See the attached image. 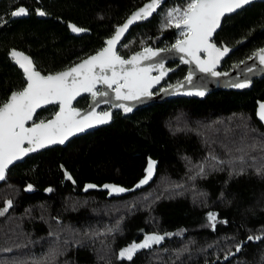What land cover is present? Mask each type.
<instances>
[{"label": "trees", "instance_id": "trees-1", "mask_svg": "<svg viewBox=\"0 0 264 264\" xmlns=\"http://www.w3.org/2000/svg\"><path fill=\"white\" fill-rule=\"evenodd\" d=\"M145 1L39 0L44 16L32 11L3 24L0 102L25 83L9 49L24 51L43 74L60 71L99 50ZM185 3L166 0L149 20L131 27L119 55L174 44L180 29L164 27V12ZM10 5L14 0H0V22L8 19ZM68 23L86 33L69 34ZM213 42L236 46L222 61L227 70L263 47L264 1L223 17ZM257 100L264 101V75L243 91L165 99L126 116L113 111L109 124L14 164L0 182V210L7 208L0 215V264H264V173L256 172L264 165V126L255 116ZM55 111L41 109L35 121ZM149 160L153 175L137 187ZM146 235L164 239L131 259L118 257L122 247Z\"/></svg>", "mask_w": 264, "mask_h": 264}, {"label": "snow or ice", "instance_id": "snow-or-ice-1", "mask_svg": "<svg viewBox=\"0 0 264 264\" xmlns=\"http://www.w3.org/2000/svg\"><path fill=\"white\" fill-rule=\"evenodd\" d=\"M162 2L163 0H151L150 3L136 11L122 26L116 28L114 36L106 40V47L65 71L42 75L36 70L29 56L16 50L10 53L25 74L26 85L22 90L13 91L6 101L0 102V180L5 178L9 165L29 152L49 144H63L75 132L84 131L86 128L106 123L111 119L110 112L104 111L102 114H97L94 107L93 110L83 114L74 108L73 101L81 93H89L93 98H103L109 96L107 89H111L115 93V99L119 101L137 100L142 96L151 95L150 89L154 84L159 83L166 72L162 59L158 63H151L147 66H144L143 62L159 57L161 51L175 50L183 54L181 59H184L185 63L194 64L200 72L211 73L212 76L221 75L215 69L229 49L226 46L217 47L211 41L212 35L220 27L221 18L226 13L234 12L248 4L250 0H186L183 8L177 7L166 13L167 23L164 27L180 29L182 37L172 45L171 49L145 48L143 52L132 55L130 59L122 58L117 51V44L124 33L134 21L149 17ZM37 13L40 16L45 15L39 9ZM25 14L26 9L23 7L11 13L15 17ZM70 28L74 33L86 31L76 25H70ZM121 47H126V45H121ZM202 53L204 58L201 56ZM254 58H258L260 63L264 64V49L256 52ZM154 70H159V75L153 76L151 73ZM187 79L191 82V74ZM98 85L103 87L98 88ZM246 86L245 83L236 85L240 88ZM196 94L203 96L204 92L200 91ZM53 104L59 107L53 119L47 123L40 120L31 126H26L29 121H33L37 109ZM115 107L123 109L124 112L132 111V108L124 103L115 105ZM259 116L261 120H264V104L260 105ZM25 144L28 147H25ZM251 147L255 149L256 145ZM260 147L264 151V144ZM238 151H243V149H238ZM211 159L216 160L217 158L213 156ZM238 159L241 162L244 161L243 156ZM154 166L155 162L149 160L146 177L139 182L137 187L148 183L153 175ZM197 167L200 169L197 174L203 173V165ZM243 171L242 168L238 174H242ZM256 172L257 174L264 173V165L256 168ZM68 179H72L70 175ZM28 187L30 189L31 185ZM87 187L92 188L95 185ZM105 187H110L116 193L126 191L117 186L105 185ZM51 190L48 189V191ZM7 205L11 207V201H8ZM6 211L7 208L0 210V215ZM208 219L213 222L214 226L216 214L210 212ZM163 239L164 237L160 235H149L143 243H133L122 250L120 256L131 259L137 249L147 248ZM247 239L249 241L260 240L261 237L248 236ZM239 250L238 246L237 251Z\"/></svg>", "mask_w": 264, "mask_h": 264}, {"label": "water", "instance_id": "water-1", "mask_svg": "<svg viewBox=\"0 0 264 264\" xmlns=\"http://www.w3.org/2000/svg\"><path fill=\"white\" fill-rule=\"evenodd\" d=\"M165 1L166 0H163V2L159 4V6L161 4H163ZM263 1L264 0H250V2L248 4L243 5L241 8L236 9L234 12L226 13L223 17L235 13L238 10L244 8L245 6H247V5H249V4L253 3V2H263ZM150 2H151V0H147L144 3H142L140 6H138L134 10H132L127 15V17L119 25H117L115 27L114 32L108 38H106L104 40V45L102 46L101 49H99L96 52H94V53L86 56L85 58L77 61L76 63L72 64L71 66H69V67H67L65 69H62L60 71L54 72V73H58V72H61V71H65V70H67V69H69V68H71V67H73V66H75V65H77L79 63H81L82 61L88 59L89 57L95 55L98 51L102 50L104 47H106V40L109 39V38H112L114 36V33H115L116 28H118L119 26H122L136 11H138L139 9H141L142 7H144L145 5H147ZM158 7L146 19H141V20L134 21L129 26L128 30L124 33V35L122 36L121 40L118 42L117 47H118L119 43L123 40V38L125 37V35L128 33V31H129V29H130L131 26L149 20L154 15V13L158 9ZM223 17L221 18V21H222ZM221 21H220V24H221ZM71 25H73V24H71ZM69 28H70V25H69ZM219 28H217L216 31L213 33L212 38H213L214 34L218 31ZM70 31L74 35H79L81 33V32L80 33H74L71 30V28H70ZM172 45H170L169 47L164 48V49H171L172 48ZM224 46H226V45L222 44L221 46H217V47H221L222 48ZM226 47L229 49V51H228L227 54H225L220 59L219 63L216 66V69H215L217 72H220L221 73L220 76H212L211 73L200 72L199 69L194 64L185 63L184 62V59H181V57L183 56V54L182 53H179V52H176L175 50H172V51H161L159 57H154L153 60H151V61H144L143 62V65L144 66H147L148 64H151V63H158L162 59L163 60V64H164V70L166 72V74L163 76V78L160 79L159 83L154 84V86L150 89L151 95H149V96H142V97H140L137 100L119 101V100H116L115 99V93L111 89H107V91L109 92V96L108 97H103V98H101V97L93 98L91 96V94H89V93H81L73 101V107L76 108V109H78L82 114L85 113V112H87V111L93 110V107H94V110L97 112V114H102L103 112H98V109H100L102 107H109V109L107 110V112H110L111 113V111H118V112L121 113L122 116H126V115H129V114L133 113L136 109L141 108V107H143V106H145V105H147L149 103L162 102L165 99H171V98H177V97L203 99L207 94H209L210 92H212L214 90L243 91V90L249 89L251 87V84H252V80L253 79L258 78V77H261V76L264 75V64H261L258 58H254V54L256 52H258L259 50L264 49V46L261 47V48H259V49H257L256 51H254L251 54V56H249V57L241 60L240 62H236V63L231 64V66H230V68L228 70H221V71H219L220 65H221V60L224 59L228 54H230L236 48V46H232V47L226 46ZM145 48H151V47L150 46H146V47H144L142 49H139V50L135 51L134 53L130 54L125 59H130L132 55H134L136 53L143 52V50ZM152 49L153 50H161L160 48H152ZM201 56H202V58H204V54L203 53L201 54ZM185 59H187V58L185 57ZM12 60H13V58H12ZM170 60L171 61H173V60L179 61L181 65H184L187 68L185 77L183 79H181L180 81L174 83L173 85H170V86L165 87V88H160V91L158 93L153 94L152 93V90L154 88H156L157 86L160 85L162 79H164L166 77V75H167V73L169 71H172V70H169L168 68H166V66H165V63L167 61H170ZM13 63L22 72L23 78H24V81H25V84H24V87H25V85H26L25 74L23 73L22 69L15 63L14 60H13ZM249 69H251V70H249ZM54 73H47V74H54ZM47 74H45V75H47ZM151 74L153 76H157V75H159V70H154ZM190 74H191V77H192L191 82H189L188 79H187V77ZM42 75H44V74H42ZM241 83H245V84H247V86L246 87H243V88L236 87L237 84H241ZM97 87L98 88H101L103 86L98 85ZM200 91H203L204 92V95L203 96H200V95H197L196 94L197 92H200ZM10 94L8 95V97L10 96ZM84 95L89 96V100H88L87 106L85 108H83V109H79V108L75 107L74 106V103L76 102V100L78 98L84 96ZM8 97H7V99H8ZM103 101H107V102H103ZM120 103H124L127 106L131 107L132 108V111L131 112H124L123 109H121L119 107H115V105H118ZM261 104H264V101H259V100L256 101L255 116H256V119L264 126V120H261V118L259 116L260 105ZM49 106H57V105H55V104H53V105H45L42 108L37 109V112H39L41 109L47 108ZM58 111H59V107L57 106V109H56L55 113L50 118H48L46 120H43V121L47 123L49 120H51V119L54 118L55 114ZM35 116L33 118V121H29L26 126H31L33 123L39 122V121H35ZM110 121H111V119L109 121H107L106 123H103V124H95L93 127L86 128L84 131L75 132L74 134L70 135L64 141L63 144H60V143L49 144L46 147L39 148V149H37L36 151H33V152H29L27 155L23 156L21 159L16 160L11 165H9L8 166V169L11 166H13L14 164L22 161L25 157H27V156H29L31 154L40 152V151H42L44 149H48V148H51V147H54V146H64L69 140H71V139H73V138H75L77 136L83 135V134H85L87 132H90V131H92L94 129H97L98 127L105 126V125L109 124ZM24 146L25 147H28L27 144H25ZM1 181L2 180H0V182Z\"/></svg>", "mask_w": 264, "mask_h": 264}, {"label": "flooded vegetation", "instance_id": "flooded-vegetation-1", "mask_svg": "<svg viewBox=\"0 0 264 264\" xmlns=\"http://www.w3.org/2000/svg\"><path fill=\"white\" fill-rule=\"evenodd\" d=\"M39 2V0H14V6L12 7V5H10L9 7H8V10H9V13H8V19L6 20V21H1L0 22V27L3 25V24H5L6 22H9V21H11V20H14V19H17V18H22V17H26L29 13H31L32 11L35 13V12H37V10L39 9L38 7H37V3ZM165 3V2H164ZM163 3V4H164ZM162 5V4H161ZM160 5V6H161ZM20 7H23V8H25L26 9V14L25 15H22V16H18V17H15V16H13V15H11V13L13 12V11H15V10H18ZM159 8V7H158ZM155 14V13H154ZM72 23H68V24H66V28H67V31L69 32V34H71V35H73V36H75V37H77V36H81L82 34H85L86 33V31H83V32H81L79 35H74V34H72L71 33V31H70V28H69V25H71ZM140 24V23H139ZM136 25V24H135ZM135 25H133V26H135ZM133 26H131V27H133ZM78 27H80V26H78ZM130 27V28H131ZM80 28H82V27H80ZM82 29H84V28H82ZM115 29V28H114ZM130 30V29H129ZM113 32H114V30H113ZM112 32V33H113ZM129 32V31H128ZM111 33V34H112ZM127 35V34H126ZM125 35V36H126ZM214 37V36H213ZM108 38V37H107ZM182 37H180L179 39H181ZM124 39V38H123ZM123 41V40H122ZM121 41V42H122ZM211 41L213 42V38L211 39ZM120 42V43H121ZM119 43V44H120ZM103 45H104V41H103ZM222 44H220V45H217V46H221ZM147 46H150V45H147ZM146 47V46H145ZM151 47V46H150ZM230 47V46H229ZM102 48V47H101ZM100 48V49H101ZM144 48V47H143ZM151 48H155V47H151ZM142 49V48H141ZM160 49H163V48H160ZM12 50H16V51H20V52H22V53H24L25 55H27V56H29L28 54H26L24 51H22V50H20V49H14V48H11V49H9V58H10V60H11V62H12V64H14L13 63V60H12V57H11V55H10V52L12 51ZM229 55V54H228ZM227 55V56H228ZM226 56V57H227ZM30 57V56H29ZM225 57V58H226ZM31 58V57H30ZM83 58H85V57H83ZM82 58V59H83ZM224 58V59H225ZM32 59V58H31ZM224 59H222L221 60V64H222V61L224 60ZM81 60V59H80ZM15 65V64H14ZM16 66V65H15ZM165 66H166V68H168L169 70H172V71H169L168 73H167V75H166V77L164 78V79H162V81H161V83H160V85L159 86H157L156 88H154L153 90H152V93L153 94H156V93H158L159 91H160V88H165V87H168V86H170V85H173L174 83H176V82H178V81H180L181 79H183L184 77H185V74H186V71H187V68L184 66V65H181L180 64V62L179 61H175V60H173V61H167L166 63H165ZM69 67V66H68ZM36 68V67H35ZM67 68V67H66ZM65 69V68H64ZM19 70V69H18ZM37 70V69H36ZM181 70H183V74H182V76H180V77H178L177 76V73L179 72V71H181ZM221 70H227V69H222V66L220 65V69H219V71H221ZM20 71V70H19ZM21 72V71H20ZM54 73V72H53ZM21 74H22V72H21ZM43 74V73H42ZM47 74V73H46ZM45 75V74H44ZM22 76H23V74H22ZM24 79V78H23ZM25 82V81H24ZM25 84V83H24ZM79 99H85L84 101H83V104H82V106H76L75 104H76V102H77V100H79ZM76 100V102L74 103V106L75 107H77V108H79V109H83V108H85L86 106H87V104H88V100H89V96H87V95H84V96H82V97H80V98H78ZM56 107V109H57V106H55ZM109 109V107H102V108H100V109H98V112H104V111H107ZM112 112L113 111H111V115H112Z\"/></svg>", "mask_w": 264, "mask_h": 264}, {"label": "rangeland", "instance_id": "rangeland-1", "mask_svg": "<svg viewBox=\"0 0 264 264\" xmlns=\"http://www.w3.org/2000/svg\"><path fill=\"white\" fill-rule=\"evenodd\" d=\"M184 6H185V5H184ZM184 6H178V5H175V6L167 7L166 10H165V12H164L165 17H166V13H167L169 10L174 9V8H177V7L183 8ZM165 20H166V18H165ZM166 23H167V21H166ZM180 32H181V30H180ZM111 191H112V190H111ZM147 236H149V235L144 236V238L141 239L140 241H133V242L129 243L128 245L122 247V248L119 250V252H118V257H119V258L126 259L127 257H121V256H120V252H121L122 250L128 248V247H129L130 245H132L133 243H136V244L143 243ZM137 250H138V249H137Z\"/></svg>", "mask_w": 264, "mask_h": 264}, {"label": "bare ground", "instance_id": "bare-ground-1", "mask_svg": "<svg viewBox=\"0 0 264 264\" xmlns=\"http://www.w3.org/2000/svg\"><path fill=\"white\" fill-rule=\"evenodd\" d=\"M158 11V10H157Z\"/></svg>", "mask_w": 264, "mask_h": 264}]
</instances>
